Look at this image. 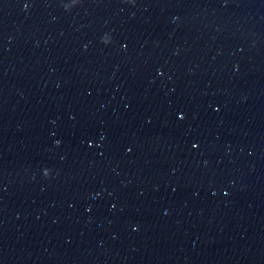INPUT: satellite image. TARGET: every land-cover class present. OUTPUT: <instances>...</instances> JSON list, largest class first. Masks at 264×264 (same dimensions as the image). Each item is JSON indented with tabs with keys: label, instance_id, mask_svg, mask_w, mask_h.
Returning a JSON list of instances; mask_svg holds the SVG:
<instances>
[{
	"label": "water",
	"instance_id": "water-1",
	"mask_svg": "<svg viewBox=\"0 0 264 264\" xmlns=\"http://www.w3.org/2000/svg\"><path fill=\"white\" fill-rule=\"evenodd\" d=\"M0 264H264V0H0Z\"/></svg>",
	"mask_w": 264,
	"mask_h": 264
},
{
	"label": "snow or ice",
	"instance_id": "snow-or-ice-1",
	"mask_svg": "<svg viewBox=\"0 0 264 264\" xmlns=\"http://www.w3.org/2000/svg\"><path fill=\"white\" fill-rule=\"evenodd\" d=\"M77 2V0H72V3L75 4ZM126 3H131L132 0H125ZM29 5L27 3L24 4V7L27 8ZM69 6H72V5H69ZM105 45H107V41L105 43ZM179 119H183V116H179L178 117ZM89 147H91V144L88 145ZM193 148H196L197 145L195 143H193L192 145Z\"/></svg>",
	"mask_w": 264,
	"mask_h": 264
},
{
	"label": "clouds",
	"instance_id": "clouds-1",
	"mask_svg": "<svg viewBox=\"0 0 264 264\" xmlns=\"http://www.w3.org/2000/svg\"><path fill=\"white\" fill-rule=\"evenodd\" d=\"M65 7H66V10H67V7H69V6H65ZM47 175H48V173L45 172V173H44V176L47 177Z\"/></svg>",
	"mask_w": 264,
	"mask_h": 264
}]
</instances>
